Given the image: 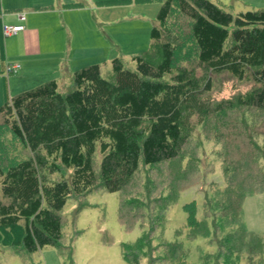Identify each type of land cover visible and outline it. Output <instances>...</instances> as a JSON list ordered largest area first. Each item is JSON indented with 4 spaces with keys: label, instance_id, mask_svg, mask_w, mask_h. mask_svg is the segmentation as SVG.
Listing matches in <instances>:
<instances>
[{
    "label": "trees",
    "instance_id": "trees-1",
    "mask_svg": "<svg viewBox=\"0 0 264 264\" xmlns=\"http://www.w3.org/2000/svg\"><path fill=\"white\" fill-rule=\"evenodd\" d=\"M185 47L193 48L201 76L177 63ZM132 61L135 70L120 57L113 59L109 79L103 77L101 64L84 66L73 72L72 87L65 93L53 79L11 97L6 94L0 106V244L18 246L27 254L60 246L67 202L98 184L107 192L124 190L136 198H150L152 191L161 195L165 187L194 185L197 177L181 187L177 182L183 172L173 171L191 164L187 149L198 127L234 106L213 99V76L228 74L253 84L236 104L264 112V9L233 14L212 0H160L150 47ZM259 136L248 139L250 174L240 181L229 179L219 198L209 192L204 198L206 212L216 211V231L229 229L218 242L222 254L229 261L244 255L245 264H264L263 239L240 226L244 199L264 192V143ZM192 164L199 176L200 168ZM163 170L171 173L157 183L155 177ZM130 200L125 198L119 208L122 223L127 206H143ZM188 211L195 229L194 210ZM171 249L165 257L182 264L181 248ZM129 256L135 258L133 249Z\"/></svg>",
    "mask_w": 264,
    "mask_h": 264
},
{
    "label": "rangeland",
    "instance_id": "rangeland-1",
    "mask_svg": "<svg viewBox=\"0 0 264 264\" xmlns=\"http://www.w3.org/2000/svg\"><path fill=\"white\" fill-rule=\"evenodd\" d=\"M117 1L118 4L109 15L113 23L109 25L108 31L124 40L119 42L121 46L115 51V57L89 63L101 64L102 75L106 79L111 76V62L116 57H120L128 69L135 70L132 56L149 49L151 29L156 24L160 8V0ZM212 1L233 14L260 8L258 0ZM244 4H248L247 7ZM136 26L140 30L142 49L131 54V33ZM178 57V64L186 63L195 76L202 75L193 48H181ZM64 80L60 81L62 93L71 85L68 76ZM213 82V99L218 102L232 101L234 106L209 116L198 127L187 149L191 164L187 161L186 169L178 167L173 171V174L183 172L177 182L181 187L197 177L194 185L186 188L175 186L173 190L165 187L161 195L152 191L150 198L127 196L124 190L110 193L101 184L95 185L82 197L70 199L64 207L60 246L46 247L37 253L27 254L18 246L0 244V264H178L175 257H165L172 252V245L181 248L182 264H245L244 255L229 261L222 254L218 242L224 239L229 229L222 227L216 231V211L206 212L204 198L207 192L219 198L220 189L225 187L229 179L240 181L245 174H250L253 160L251 136L260 135L256 138L260 139V144L264 143V112L250 111L236 104L238 97L251 90L253 84L240 83L228 74L214 75ZM15 88L18 87L12 89L8 85L5 88L4 83H0L3 94L0 106L6 99L4 90L13 94ZM192 163L200 168L199 176L195 175L196 168ZM168 173L171 170L159 172L155 181L161 182ZM125 198L138 199L143 206H127L126 221L122 223L119 208ZM140 198H145V201L142 202ZM189 207L193 208L199 224L195 229L189 224ZM152 214L155 217L151 219ZM219 220L217 214V224ZM240 226L249 236H258L264 241V192L250 194L244 199ZM19 231L14 230L13 233L17 236ZM233 237L239 239L237 235ZM235 244L239 246V243ZM129 249H133L135 258L129 256Z\"/></svg>",
    "mask_w": 264,
    "mask_h": 264
},
{
    "label": "crops",
    "instance_id": "crops-1",
    "mask_svg": "<svg viewBox=\"0 0 264 264\" xmlns=\"http://www.w3.org/2000/svg\"><path fill=\"white\" fill-rule=\"evenodd\" d=\"M117 2L0 0V83H4L5 88L8 85L12 89L18 87L13 94L10 91L8 94L5 89V97L6 94L11 97L53 79L57 81L60 90V81L66 76L71 80L69 90L74 71L89 63L115 57V51L121 46L119 42L124 40L108 31L109 25L113 23L109 15ZM258 2L259 9H264V0ZM244 5L247 7L248 4ZM20 13L26 15L25 30L4 37L2 25L18 24ZM131 35L129 53L135 54L142 49L138 26ZM7 64H19L20 69L6 76Z\"/></svg>",
    "mask_w": 264,
    "mask_h": 264
},
{
    "label": "built area",
    "instance_id": "built-area-1",
    "mask_svg": "<svg viewBox=\"0 0 264 264\" xmlns=\"http://www.w3.org/2000/svg\"><path fill=\"white\" fill-rule=\"evenodd\" d=\"M26 21V15L24 13L19 14V23L16 25H2V33L4 37L17 35L25 30L24 22ZM20 69L19 64H7L5 69L6 76L16 73Z\"/></svg>",
    "mask_w": 264,
    "mask_h": 264
}]
</instances>
